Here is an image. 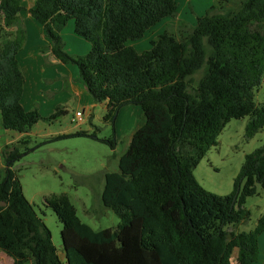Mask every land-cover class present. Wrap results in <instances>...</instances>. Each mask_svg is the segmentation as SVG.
Here are the masks:
<instances>
[{"label": "trees", "instance_id": "obj_1", "mask_svg": "<svg viewBox=\"0 0 264 264\" xmlns=\"http://www.w3.org/2000/svg\"><path fill=\"white\" fill-rule=\"evenodd\" d=\"M213 1L189 34L164 31L139 54L128 43L175 17L176 0H34L27 10L22 0H0V26L15 28L0 46L5 131L27 136L42 119L21 104L25 79L17 55L25 41L23 11L42 27L51 54L77 68L76 82L93 102L105 103V123L114 126L129 105L144 116L119 157L118 171L104 176L101 203L119 218L116 229L92 230L65 194L45 198L62 224L63 259L12 169L23 154L5 146L0 252L12 264H232L234 252L235 264L258 262L264 215L252 231L230 228L250 220L245 201L258 195V186L264 192V143L245 156L227 196L204 190L193 172L232 119L250 117L248 140L264 128V104L254 101V91L264 85V0ZM70 20L74 34L90 46L85 55L64 52L61 32ZM65 114L58 108L45 121ZM107 143L116 146L114 138Z\"/></svg>", "mask_w": 264, "mask_h": 264}, {"label": "rangeland", "instance_id": "obj_2", "mask_svg": "<svg viewBox=\"0 0 264 264\" xmlns=\"http://www.w3.org/2000/svg\"><path fill=\"white\" fill-rule=\"evenodd\" d=\"M176 4L175 17L162 20L147 31L141 40L128 45L133 46L141 54L150 48V41L164 31L177 37L186 36L194 27L196 19L205 15L216 2L176 0ZM22 5L27 10L34 7L35 3L34 0H22ZM19 18L22 28L25 26L29 35L28 50L33 53L36 45H41L43 51L47 50L48 47L42 45L41 34L30 22L33 19L29 14L23 11ZM14 31L15 28L7 29L0 26L1 47L14 37ZM61 33L64 52L68 55H80L77 53H82V44H88L80 37H73L72 20L67 23ZM74 38H79L81 40L79 42L84 43H77V45ZM34 56L37 54L34 53ZM68 67L74 68L77 72L75 66L68 65ZM45 70L46 76L40 72L37 75L39 98L36 101L34 98L29 106L23 104L25 111L36 109L42 119L29 130L27 136L5 131L0 125V178L4 176L5 163L2 152L5 146L10 149L19 148L23 155L14 163L12 169L18 175L24 197L50 230L53 244L63 259L62 224L52 210L45 206V198L53 194H65L75 208L80 221L92 230L116 229L120 222L119 218L101 203L104 176L106 173L118 171L119 157L127 148L132 133L140 123H143L144 118L139 107L129 105L120 109L114 126L111 123H105L103 121L104 107L100 104L91 106V103L87 104L83 100H78L77 96L69 90L67 80L56 78L54 74L52 78H49L48 75L55 70ZM200 76L199 73L196 79ZM254 101L258 105L264 104V85L254 91ZM58 108L65 109L66 114L55 121H45L50 113ZM76 111L84 113L80 122L75 118ZM249 120V116L232 119L220 133L218 145L212 147L194 169V178L207 192L218 196L229 195L233 191L234 181L244 163L245 156L263 145L264 128L252 139H246L245 127ZM77 132H84L88 136L56 139L57 136L65 134L68 136ZM113 138L116 142L114 149L107 143ZM24 140L28 143L21 146L20 143ZM257 191L258 195L247 198L244 203V208L251 214L250 220L230 230L249 232L256 227L258 219L264 215V192L259 186ZM262 255L260 254L261 257ZM235 257L236 252L232 256V264H235ZM0 264H12V260L0 252Z\"/></svg>", "mask_w": 264, "mask_h": 264}, {"label": "crops", "instance_id": "obj_3", "mask_svg": "<svg viewBox=\"0 0 264 264\" xmlns=\"http://www.w3.org/2000/svg\"><path fill=\"white\" fill-rule=\"evenodd\" d=\"M30 22H32L34 24L36 31H38L41 34V36L43 38V42H42V45H44L43 47L49 48V42L44 37L42 27L40 25L36 24L35 22H33V20H30ZM24 31H25V41H24L22 49L19 51V53L17 55V59H18L19 65H20V69H21L22 74H23L24 79H25L24 92H23L22 101H21L22 107H23V104H25L27 106L31 105L34 98H35V101L37 98H39V91H38V87H37L38 83H36L37 82V75L40 72V73H42L43 76H46L47 74H46L45 69H50L51 71H53L52 69H54L55 71L51 72V74L48 75L49 78H52L53 77L52 75L54 74V77H56V78H59V79L61 78V79L67 80V83L69 84L68 85L69 90L71 91V93H73V95L77 96L78 100H83V101H85V103H87V104L91 103V106H95L96 104L93 102V100H92L91 96L89 95V93L87 92L86 88L82 84L75 82V80L78 76V71L76 72L74 68L68 67V65H64V64L60 63L51 54V52L48 48L45 51L40 50L42 48L41 45L34 46L35 51L33 53H31L28 50L29 35H28V32L26 31L25 26H24ZM62 35L63 34L61 33V37H62ZM73 37H78L77 35L74 34V28H73ZM74 39L76 41L75 42L76 44L77 43H79V44L84 43V42H79V41H81V40H79V38H74ZM89 49H90L89 44H85V43L82 44V53H77V54H80L78 56H82L84 54V52L87 53L89 51ZM135 50L137 51V49H135ZM34 53L37 54V56H34ZM49 80H53V79H49ZM63 105H64V103H63ZM100 105L105 108V103H101ZM54 111H55V109H54ZM53 113H50V115H52ZM143 118H144V116H143ZM143 124H144V121H143V123H140L137 126L135 131L132 133L131 137ZM13 133H16V132H13ZM71 134H73V133H71ZM258 248H259V253L263 254L262 255V257H263L264 256V232L258 238ZM260 254H259L258 262L254 263V264H264V259H262Z\"/></svg>", "mask_w": 264, "mask_h": 264}, {"label": "built area", "instance_id": "obj_4", "mask_svg": "<svg viewBox=\"0 0 264 264\" xmlns=\"http://www.w3.org/2000/svg\"><path fill=\"white\" fill-rule=\"evenodd\" d=\"M83 114H84L83 111H77L75 113V118L77 119L78 122L81 121V118H82Z\"/></svg>", "mask_w": 264, "mask_h": 264}]
</instances>
